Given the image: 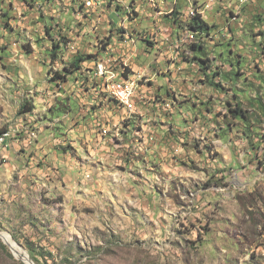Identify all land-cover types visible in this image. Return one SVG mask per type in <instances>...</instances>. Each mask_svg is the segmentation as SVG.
<instances>
[{
	"label": "rangeland",
	"instance_id": "obj_1",
	"mask_svg": "<svg viewBox=\"0 0 264 264\" xmlns=\"http://www.w3.org/2000/svg\"><path fill=\"white\" fill-rule=\"evenodd\" d=\"M80 2L0 0V264H30L21 247L34 261L27 242L39 255L34 264H264V0H248L241 9L230 33L236 38L219 33V43L211 30L205 36L212 43L206 47H216L207 48L213 51L207 57L226 65L215 78L219 87L184 66L195 61L187 46L179 57L164 52L172 48L167 31L173 36L174 24L168 15L157 18L149 0H134L129 20L114 3L75 13ZM237 3L217 0L199 14L215 32L224 31ZM180 8L187 22V5ZM117 30L136 39L138 54L129 63L102 46L108 37L118 41ZM185 34L195 32L185 26ZM113 57L121 75L151 78L140 80L146 85L138 90L150 102L131 127L141 114L123 112L117 103L127 105L92 76L98 60ZM238 60L242 67L233 68ZM172 62L174 72L161 74L169 81L159 83L173 86L181 104L176 122L194 140L185 142L178 129L179 138L144 142L143 131L156 137L147 124L150 105L161 99L152 98L159 74L150 72ZM57 74L69 75L62 81ZM28 106L33 109L24 111ZM237 106L247 119L233 117ZM116 119L131 136L112 124ZM173 161L187 164L173 167Z\"/></svg>",
	"mask_w": 264,
	"mask_h": 264
},
{
	"label": "built area",
	"instance_id": "obj_2",
	"mask_svg": "<svg viewBox=\"0 0 264 264\" xmlns=\"http://www.w3.org/2000/svg\"><path fill=\"white\" fill-rule=\"evenodd\" d=\"M216 1L217 0H205L203 3H198L196 0V9H189L188 0H186L189 19H190V13H201L204 16L207 9L211 6L212 3ZM153 2H158V0L157 1L149 0L151 7H152ZM237 2H238L237 5L235 7H231V10L229 11L230 16L228 17L226 21L227 26L223 28L224 31L220 30V32H215L214 30H211L212 38L219 37L218 36L219 33L220 34L223 33V35L229 36V33L232 32L231 30L232 22L238 19V17L240 16L241 9H243L244 5L248 3V0H237ZM105 3H106V0H84V7L82 9V12H86V14H90L91 12H95L99 8L103 7ZM117 3H119L120 5L122 4V6L129 5V3H123V2H117ZM166 3H167V0H163L162 2L160 1L161 8H163V5H165ZM182 5L183 4L179 3V0L172 1L168 5V8H171V13H174L176 9L178 11L177 21L172 22V24H174V27H172V29L174 30L173 36L169 34V29L167 31L168 35L172 38V41H171L172 48L171 49L174 51H178L179 49H181L182 45L188 46L192 42H200V41L205 42V46H206L208 44V38H205V36L199 37L200 34L198 33H195L194 36L183 35L182 26H183V23H186V21H183L182 19H180L182 11H183L180 8ZM131 10H132V7H131ZM160 20L163 21V19H160ZM152 37H155V41H156L157 35L155 33L152 34ZM134 45L136 46V39L132 38V36L128 34L127 36H125V42H115V41L110 42L106 46V50H124L125 52L123 51L124 52L123 59L125 60V62L129 63L138 54L136 51V48L133 47ZM155 46L157 48L159 47L158 42H156ZM208 47L209 45L207 46V48ZM216 64L221 67L224 66L218 61L216 62ZM94 65H95V70L92 71V76L100 77L101 79H103L104 88L113 90L115 93V96H120V98H123L124 100L127 101V108H125L127 115H132V114L145 115L147 109H144L141 106V103H143L147 99H150V96L147 94L145 96L143 94V90H140V91L138 90V87L141 86V83L137 82V74H136V80L127 79V81L109 82V74L112 72H117L115 70L114 60L103 58L101 60H98ZM196 69H198L199 71L198 66L196 67ZM162 71L163 73H166L165 70H162ZM157 74H160V72H158ZM202 76L204 75L202 74ZM219 77H221V75H219L217 78ZM157 103H161V101L159 100V102L158 101L155 102L156 106H157ZM165 103H166V106H165L166 111H170L173 109V108H168V101ZM163 116L164 114L159 113L158 115H154L153 119L161 118ZM189 126L193 127V124H190ZM143 134H144V142H147L150 139H151L150 141H155L156 139V138H148L146 136V133H144V131H143ZM174 149L176 150V152L178 151L177 147H175Z\"/></svg>",
	"mask_w": 264,
	"mask_h": 264
},
{
	"label": "crops",
	"instance_id": "obj_3",
	"mask_svg": "<svg viewBox=\"0 0 264 264\" xmlns=\"http://www.w3.org/2000/svg\"><path fill=\"white\" fill-rule=\"evenodd\" d=\"M129 1V0H128ZM169 0H167V3L165 4V5H163V8H161V4H160V2H153V4H152V7H153V10H154V13H155V15L159 18V19H162L164 16H166V15H168L169 16V18H171L172 19V22H176L177 21V15L175 16L174 15V13H171V8H168V5L170 4V2H168ZM173 1H175V0H173ZM117 2H119V1H117ZM121 2H123V3H128L127 2V0H121ZM130 2V1H129ZM132 3H129L130 5H131V7H132V9L134 10V11H136V8L134 7L135 6V3L133 2V1H131ZM196 0H188V7H189V9H195L196 8ZM122 6V5H121ZM194 6V7H193ZM131 7H129L128 5H123V10L125 11V12H130V11H132L131 10ZM193 7V8H192ZM201 15V14H200ZM128 17L129 16H125L123 19H125V20H129L128 19ZM190 18H191V13H190ZM228 19V18H227ZM232 29V32L233 33H235V31L233 30V28H231ZM213 30V29H212ZM182 33H183V35H186L185 34V26L183 25L182 26ZM195 33H197V32H195ZM209 33H211L210 31L206 34V35H208ZM199 34V33H198ZM223 34V33H222ZM238 34V33H237ZM205 34H204V36H206ZM125 36H127V35H124V37L122 38H120V36L118 37V41L117 42H125ZM209 36V35H208ZM219 36V35H218ZM234 37V38H236V36H232L230 33H229V36H224V38L226 37V39H231V37ZM210 37V36H209ZM209 37H207L208 38V44H212V43H210L209 42ZM133 38V37H132ZM210 38H212V37H210ZM216 38H220V37H216ZM137 41H138V39H137ZM172 41V38L170 37V40L168 41V42H171ZM220 41H221V39H219V43H220ZM167 43V42H166ZM219 45V44H218ZM150 47H153V46H150ZM185 48H186V46H185ZM209 48L210 49H212V50H215V46H210L209 45ZM156 50V49H155ZM179 50H182V48L181 49H179ZM229 50H233L232 49V47H230V49ZM112 51H114V50H112ZM119 51V57H121V54H124V50H117V51H115V54H117V52ZM124 51V52H123ZM158 51V50H157ZM164 52L166 53V54H168V52L170 53V56L171 57H179V51H174V54H173V50L171 49V50H168V49H165L164 50ZM137 53H138V51H137ZM105 54H103V56H104ZM115 57H116V55H115ZM114 57V64H115V67H116V58ZM123 57H124V55H123ZM176 59V58H175ZM178 59V58H177ZM124 60V59H123ZM125 61V60H124ZM173 65H175V62H172V64H169L164 70L167 72V70H168V68H170V70L168 71V74L171 72V73H173L174 72V66ZM184 66L185 67H189V68H191V69H194V71L196 72H199L198 71V69H196V64H188V62H186L185 64H184ZM183 66V67H184ZM226 66V65H225ZM225 66H224V68H222L224 71H225ZM182 66H180V67H178V69H180ZM137 68L139 69V70H143V69H140L138 66H137ZM146 70V69H145ZM119 71V70H118ZM134 71H137V70H134ZM158 72H160V74H159V76L158 75H156V76H158V78L156 79V80H154L153 79V84H156V88L157 89H155V90H153V89H151L150 88V90L152 91V92H154L153 94H154V96L155 95H157L158 96V98H161L160 99V101H161V103H165V102H167L168 101V103L169 102H171V101H175V107L176 108H174L173 107V109L172 110H170V112H173L169 117H168V123L166 124V125H162V124H160L159 122H157L160 118H156V119H153L154 118V115H153V113H152V109H158V108H160V112L161 111H165V112H167L166 111V109H165V106H161V107H157V106H152V105H150V111H151V114H150V117H151V119H152V123L150 122L149 124H147V129L149 130V133H155L156 134V139H155V141H157V142H159V141H162L163 139H164V137H165V139H167V138H169V135H171V134H175V135H177L178 136V133H179V130L178 129H180V132H182V133H184L183 135L186 137L185 138V142L186 141H189L190 143L191 142H193V140H194V136L193 135H191V132L189 133V132H187V130L185 131V129H186V127H183L182 128V126H180L177 122H176V115H177V113L179 112V108L181 107V104L179 103V99H178V97L176 98V97H168L167 95H166V89H168V88H172L173 86L172 85H170L169 87H167L165 90L163 89V87L160 85V83H159V79L160 78H162V79H164V80H166L167 82L169 81V79H168V77H163V75H161V74H163V71L162 70H160V68H158V70L157 71H155V72H150V74H157ZM200 75H202V73H199ZM144 74H137V82L138 83H140V80H142L143 78H144V76H143ZM174 75H176L175 73H174ZM192 75H196V74H192ZM221 75V74H220ZM162 76V77H161ZM190 76H191V74H190ZM197 76V75H196ZM223 76V75H222ZM147 77V76H146ZM205 77V76H204ZM115 79V80H118V81H127V79H129V80H132V79H134V80H136V74H134L133 76H126V77H124V76H122L119 72H112V73H110L109 74V82H110V80L111 79ZM154 78H156V77H154ZM144 80H146V82L147 81H149V80H151V78H144ZM178 80V79H177ZM146 82H144V83H141V85H146ZM201 83H202V85H201V87H204L205 86V83L204 82H202V80H201ZM102 89V88H101ZM196 90L197 88H193V90ZM104 90H106V92H107V95L109 96V97H111V92H110V89H104ZM144 91V90H143ZM193 94V93H192ZM197 93H194V95H196ZM204 94H206V93H203V94H199V97H198V99H196L197 97H195V98H192V102H191V104H194L195 105V103H196V100H199V99H202L201 98V96L202 95H204ZM154 96L152 97L153 99H154ZM113 99V98H112ZM113 100H115V99H113ZM116 101V100H115ZM98 103H99V100L97 101ZM118 104V106H119V108H123V112H125L126 113V111H125V108H127L126 106H123V105H121V104H119V103H117ZM176 110V111H175ZM163 114V113H162ZM144 115H140L139 117L141 118V117H143ZM211 117V116H210ZM145 118H147V117H145ZM111 120V118L109 119V121ZM163 120H167V118L165 119L164 118V116H163ZM112 124H114V125H118V127L119 128H121V124H120V122L118 121V119H116V120H112ZM190 124H192V120H190L189 122L187 121V123H186V125H190ZM198 124H202L201 122H198ZM133 124H130V127L132 126ZM185 125V126H186ZM170 126H172L171 128H170ZM188 126H187V129H188ZM203 126V125H202ZM107 128H109V125H108V127ZM121 129H124V128H121ZM127 129H124V131L125 132H127V135H129V136H131V133L129 132V131H126ZM208 135V134H207ZM123 138H125V133H123L122 134V139ZM178 138H179V136H178ZM126 139V138H125ZM182 139H183V141H184V138H183V136H182ZM126 140H129V139H126ZM129 145V144H128ZM136 148V146L134 145V149ZM138 149H140V148H137L136 150H138ZM174 163L176 162V161H173ZM168 163H170V162H168ZM168 166H170V164H166V167H168ZM2 193H3V195H5L6 196V191H5V189H2ZM4 200H5V198H3Z\"/></svg>",
	"mask_w": 264,
	"mask_h": 264
},
{
	"label": "trees",
	"instance_id": "obj_4",
	"mask_svg": "<svg viewBox=\"0 0 264 264\" xmlns=\"http://www.w3.org/2000/svg\"><path fill=\"white\" fill-rule=\"evenodd\" d=\"M112 3H114L115 6H116V8H115L116 14H118V15L121 14V15H124V16H125V14H127L125 11L124 12H121L122 6L119 3L114 2V0H106V5L107 6L110 5V4H112ZM183 5H186V3H183ZM77 6H78L77 8H75L73 6V10L75 11V13L78 12V11H82V9L84 7V3L83 2H80ZM132 12L134 13L135 11L132 10ZM115 24L116 23H113L112 21L110 23L111 26H114ZM185 24H186L185 26H187V28L190 29V30H192L193 32H197L199 34L205 33V35L210 30H212V27H213L212 25H210L208 23V21L205 18H202V16L200 14H196L195 16H192ZM117 31H118V33H120V38L121 37L123 38L124 37V34L121 33V31H119V30H117ZM199 37H200V35H199ZM109 41H111V37H108L106 41H103L102 46L106 48V46L110 43ZM146 41L148 43H151V41L148 40V39H146ZM55 48H56V45H55ZM188 48L190 50L194 51V56H193L194 59L193 60H195V61L189 60L187 62L189 64H196L199 67V73H202L205 77L210 78V81H212V79H213V82L212 83H214V81H215L216 83H214V84H216V86H218V87L221 86V84L218 81H216L215 78H217L220 74L222 75L223 69H222L221 66H218L216 64V62L218 61V59H217V57L215 55H213L214 56V59H212L211 57H207V53L209 55H212L211 52H213V51H209L210 49H207V47L205 46V42H201V41L200 42H192L191 44H189L187 46L186 49H188ZM52 55L55 56V50L53 51V54ZM182 55H184V54H182ZM93 57H94L93 54H89V58H93ZM113 60H114V57H113ZM75 63H73L74 67L77 66ZM223 63L224 62H221L222 65H224ZM118 66L119 65H116V67H118ZM231 66H232V63H231ZM235 66H237V68H241L242 67V65L240 64V61L239 60L232 67L235 68ZM128 69H129V67H128ZM228 73H230V72H228ZM237 73L240 74V72H237ZM237 73L234 72L235 75H237ZM68 75L69 74H67V76H66V74H63V75L57 74L56 76H57V78H60L62 81H65V80H67ZM122 75H125L126 76L127 73H124ZM225 76L227 78L230 77L233 80V77L231 75H228L227 73H225ZM231 79H230V81H232ZM234 84H235V82H234ZM165 93H166V95L168 97H172V92H171V90L169 88L166 89V92ZM155 96L158 97L157 95H155ZM155 96H154V98H155ZM149 102H150V99H147L146 101H144L143 103H141V106L143 108H148ZM174 107H175V105H174ZM25 108L27 110H24V111H30V110L33 109V106H28V107H25ZM23 109H24V107H23ZM153 110L154 109H152L153 115H158L159 113H161V114L163 113L164 114V118L165 119L167 118V120L165 121V120H163V117H161L157 121L160 124H162L163 126L168 123L167 122L168 121V117L173 113V112H170V111H167V112L161 111L160 112V109H156V111H153ZM232 111H233V114H234L233 117L236 118V119H239L238 117H240L242 119H247L248 118L245 112H243L242 110L241 111L238 110V106L235 109H233V110L231 109V112ZM149 114H151V111H150ZM131 119H132V124H135V123H139V121H141L143 118L136 117V118H131ZM135 129H139V128L138 127H135ZM185 131H186V129H185ZM179 164L186 165L187 163L186 162H182V161H178V162H175V164H173V167H177ZM169 173H173L174 174V173H176V171H172V172H169ZM27 247H28V250L30 252V256L34 259V261L39 262V255H36L35 248L32 247V244L29 243V242H27Z\"/></svg>",
	"mask_w": 264,
	"mask_h": 264
},
{
	"label": "bare ground",
	"instance_id": "obj_5",
	"mask_svg": "<svg viewBox=\"0 0 264 264\" xmlns=\"http://www.w3.org/2000/svg\"><path fill=\"white\" fill-rule=\"evenodd\" d=\"M193 8V7H192ZM196 9V8H195ZM199 14V13H198ZM196 15V14H195ZM193 16V15H192ZM193 32V31H192ZM112 82H118V81H112ZM110 92H111V94L115 97V99H117V100H119L121 103H123V104H125V105H127V101L126 100H124L123 98H120V96H115V93H114V91L113 90H111L110 89ZM3 234H5L8 238H9V240L11 241V243H12V245H13V247L17 250V251H20V252H22L18 247H16V244L18 245V246H20L15 240V242H16V244L14 243V241H13V238H12V236H10V234H8V233H3ZM1 238V237H0ZM21 247V246H20ZM23 250H24V252H22L23 253V255L25 256V260H29V263L30 264H32L31 263V259H30V257H29V253L23 248V247H21ZM26 264H28L27 262H25Z\"/></svg>",
	"mask_w": 264,
	"mask_h": 264
},
{
	"label": "water",
	"instance_id": "obj_6",
	"mask_svg": "<svg viewBox=\"0 0 264 264\" xmlns=\"http://www.w3.org/2000/svg\"><path fill=\"white\" fill-rule=\"evenodd\" d=\"M0 233H1V232H0ZM10 236H11V235H10ZM19 245L22 246L21 244H19ZM24 263H25V262H24ZM31 263L34 264V261H32V259H31ZM25 264H26V263H25Z\"/></svg>",
	"mask_w": 264,
	"mask_h": 264
}]
</instances>
